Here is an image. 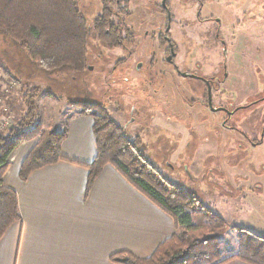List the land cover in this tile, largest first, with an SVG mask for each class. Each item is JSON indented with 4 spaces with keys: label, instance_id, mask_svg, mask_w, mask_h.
<instances>
[{
    "label": "rangeland",
    "instance_id": "1",
    "mask_svg": "<svg viewBox=\"0 0 264 264\" xmlns=\"http://www.w3.org/2000/svg\"><path fill=\"white\" fill-rule=\"evenodd\" d=\"M148 1L120 0L118 4L115 0H76L93 30L95 21L107 14L111 25L120 30L121 41L118 46L107 45L92 31L89 64L80 73H46L30 61L26 51L0 33V128L5 120H9L10 126L18 124V119L25 120L26 102L30 99V96L24 98L27 93L32 94L31 102L37 106V113L41 116H36L32 121L33 125L28 126L30 128L27 127L30 120L24 121L26 131L37 125V120H42V130L63 132L72 112L83 114L82 108L71 105L75 101L103 106L112 120L126 130L129 137L141 138L146 157L165 178L198 197L202 213L212 211L222 218L225 224L214 234L215 239L210 246L217 249L224 259L239 249V229L245 228L238 225L245 222L250 226L251 220L250 215L246 216V212L235 208V204L244 203L242 196L245 193L243 190L239 191L238 183L236 184L238 175L233 163L241 164L242 175H248L247 172L264 175V146L255 150L247 144L245 138L237 134L228 137V133L224 131L222 146L225 150L219 154L220 161H217V142H210L205 138V135L210 137L205 127L209 123V128L216 130L212 123L221 121L223 114L205 121L203 115L207 112L201 105L197 103L196 107H192L187 103L186 99L194 96L183 78L175 72L176 80L173 78V67L168 65L165 50L159 49L157 43L155 58L160 65L154 68L147 66L153 58L154 47L150 43L152 39L149 41L146 33L155 31L156 26L164 31L166 24V16L159 10L148 7ZM181 1L170 0L174 19L171 34L179 48L175 61L182 73L188 67H193L188 66L189 63H201L205 76L211 77L223 63L222 50L211 46L206 57H202L200 53H193L191 57L187 54L188 37L196 36V32L204 33L205 29H199L195 22L197 5ZM217 17L226 22L228 19H237L229 24H233L235 31L240 33V47L235 45L233 49L236 52L229 59V78L235 74L232 67L243 63L241 61L244 58L243 61L250 70L246 77H249V82L253 79L252 83L256 87L247 101L253 104L262 99L250 109L240 111L237 118L230 119L229 126L242 131L252 130L256 138L262 139L264 0H211L203 9L201 18ZM126 32L134 35L129 43L124 42ZM225 39L229 41L230 36L225 34ZM248 42L251 54L255 51L257 55H261V62L255 61L249 50H244ZM133 49L140 53L141 59L131 54ZM243 54L247 56H242ZM144 59L145 68L139 71L137 65L143 64ZM13 81H16V85ZM249 82L245 84L246 93L251 85ZM231 99L237 101V94L232 92ZM6 128L0 130V136L7 132ZM33 140L38 141V138ZM255 219L259 221L256 216Z\"/></svg>",
    "mask_w": 264,
    "mask_h": 264
},
{
    "label": "trees",
    "instance_id": "2",
    "mask_svg": "<svg viewBox=\"0 0 264 264\" xmlns=\"http://www.w3.org/2000/svg\"><path fill=\"white\" fill-rule=\"evenodd\" d=\"M110 22L104 14L95 21L93 30L76 0H0V33L26 51L30 61L49 74L86 70L92 31L107 45H120L119 29ZM28 96L25 120L18 119V124L0 136V240L10 226L21 221L18 195L4 185L11 154L22 143L38 138L21 166L22 180H27L37 169L68 160L62 154L67 126L63 132H46L42 130L43 121L37 120V125L26 131L24 121L30 120L28 127L33 125L36 116H41L31 102L32 94L27 93L24 98ZM71 105L82 108L84 114L94 119L97 155L91 164L86 165L90 171L89 188L104 167L111 165L134 188L169 214L177 229L176 234L160 245L151 257L139 259L131 254L118 253L112 257L114 263L225 264L239 259L249 264H264V237L241 228L238 252L222 259L221 253L210 246L214 234L225 224L222 218L212 211L202 213L198 197L165 178L146 157L141 138L129 137L103 106L83 101Z\"/></svg>",
    "mask_w": 264,
    "mask_h": 264
},
{
    "label": "crops",
    "instance_id": "3",
    "mask_svg": "<svg viewBox=\"0 0 264 264\" xmlns=\"http://www.w3.org/2000/svg\"><path fill=\"white\" fill-rule=\"evenodd\" d=\"M252 54L261 62V55ZM241 62L232 67L235 74L231 79L243 89L250 70L243 59ZM66 124L68 135L62 154L68 160L37 169L22 180L21 166L37 140L22 143L10 156L4 185L18 195L21 221L10 226L0 240V264H118L112 260L118 253L139 259L151 257L176 234L174 219L111 165L104 167L89 188L86 165L97 155L94 119L72 112ZM225 131L228 137L235 134ZM224 150L217 147V161ZM240 167V163H233L236 184L245 193L244 203L235 204V208L251 220L250 226L245 222L238 226L264 237V175L247 171L248 175H242ZM225 264L249 263L234 259Z\"/></svg>",
    "mask_w": 264,
    "mask_h": 264
},
{
    "label": "flooded vegetation",
    "instance_id": "4",
    "mask_svg": "<svg viewBox=\"0 0 264 264\" xmlns=\"http://www.w3.org/2000/svg\"><path fill=\"white\" fill-rule=\"evenodd\" d=\"M115 1H117L118 4H120V0H115ZM184 1L191 2V5H197L198 10L196 13L195 22L197 24V27H199V29H205L204 33L198 34L196 32L197 34L196 36L188 37L187 48H186L187 54L188 55L190 54V57H191L193 53H200L202 57L203 56L206 57V52L209 48H211V46L213 48L221 49L222 55H223V63L220 66V69H218L216 74L211 75V77H206L207 75L205 76V74L203 73L204 70H202L203 65L201 63L195 62V63H189L188 66H193V67L187 66L188 69L186 70L185 73L180 72L179 66L177 62L175 61L177 58V55L179 54L178 53L179 48L171 34L172 23L174 19H173V14L171 11L172 7H171L170 0H149L147 2L148 7L151 6L152 8H154L155 10H159L160 13L166 16V24H165V27H163L164 31L160 30V26L159 27L156 26L155 29L158 30L159 32L155 30L150 33H146V37H149V41L152 39V42L150 41V43H153V47H154L153 58H151V60L149 61V64L147 65L148 68H154L155 66L160 65L159 63H157V59L155 58L156 57V50H155L156 47L155 46L157 43L159 49L165 50V55H166L165 60L167 61L169 66L173 67V70H174L173 72L171 71L172 74L174 75V72H175L181 78H183L189 86L191 95L194 96V97L186 99L188 101L187 103L192 107H196L197 103H199L202 109L205 110V112H207L205 115H203V119L205 121H209L210 118H213V116H221L220 114H223L221 116V121L219 122L214 121L212 123L213 125L216 126L217 128L216 130H211L209 128L210 126L209 123L205 127L206 133L210 136V137H207L205 135V138H207L210 142H217L218 147L221 148L223 144L222 138H224L223 132L227 130L230 132H234L238 136L240 135L241 137L245 138V141L251 147H259L260 145H263L264 129L262 132L263 133L262 139H258L255 137V134L252 130L242 131L241 129L236 128L234 126H229L230 119L237 118L240 111L248 110L251 107L257 105V103L262 100V99L261 100L259 99L257 102L253 104L247 101V99L251 97L252 93L255 92L256 87L252 83V81H254L253 79L252 81L250 80V82H249V79H247L244 82V84H246L247 82L251 84L248 87V92L246 93L247 90H244V88L246 89L247 86L244 85L243 91H242V89H240L239 87H236L234 85V82L229 78L230 73H228V67H229L230 56H233L234 53L236 52V50L233 49L235 45L237 44V48H239L241 44L240 38H239L240 36H238L240 35V33L238 34V32L235 31L234 25L229 24V22L230 21L235 22L237 19H228L227 22L224 19H218V17L215 19L214 18L202 19L201 18L202 11L210 3L211 0H182L181 2H184ZM248 13H249V10H248ZM246 20H249V19H246ZM194 28L196 29V27ZM118 33L120 36V30ZM158 33H160V35ZM225 34L230 36L229 41L225 39ZM157 35L158 37H156ZM125 36L126 37L124 39L125 40L124 42L129 43L132 41V37L134 35L131 32L130 33L126 32ZM248 41H251V40H248ZM249 44H250L249 42L248 44H246L247 46L244 47V50L245 49L247 51L249 50V47H250ZM252 53H255V51ZM131 54H133L134 56L136 55L137 58L141 59V57H139L140 53H138L137 50H134V49L133 51L131 50ZM244 55L246 54H243L242 56ZM245 59L251 60L250 58H245ZM142 61H143V64L141 63L140 65L139 63L137 65V69L139 71L145 68V65H144L145 59ZM183 74H187V76H183ZM173 78L176 80V76ZM151 83L153 82L151 81ZM174 83H176V81H174ZM227 83L229 84L226 86ZM253 89L254 91L252 92ZM232 92L237 94V97H238L237 101H234L231 99ZM237 140L238 138L236 139V141Z\"/></svg>",
    "mask_w": 264,
    "mask_h": 264
},
{
    "label": "built area",
    "instance_id": "5",
    "mask_svg": "<svg viewBox=\"0 0 264 264\" xmlns=\"http://www.w3.org/2000/svg\"><path fill=\"white\" fill-rule=\"evenodd\" d=\"M15 82H16V81H13V84H14V85H16ZM10 125H11V124L9 123V120H5L4 123L2 124V128H3V127H5V128L7 127L6 129H8L9 127H11ZM2 128H0V130H1Z\"/></svg>",
    "mask_w": 264,
    "mask_h": 264
},
{
    "label": "water",
    "instance_id": "6",
    "mask_svg": "<svg viewBox=\"0 0 264 264\" xmlns=\"http://www.w3.org/2000/svg\"><path fill=\"white\" fill-rule=\"evenodd\" d=\"M164 3H165V1H164ZM165 5V4H164ZM183 76H187V74H183Z\"/></svg>",
    "mask_w": 264,
    "mask_h": 264
}]
</instances>
